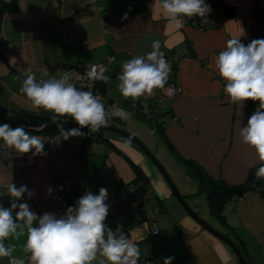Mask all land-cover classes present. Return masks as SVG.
<instances>
[{
	"label": "crops",
	"instance_id": "1",
	"mask_svg": "<svg viewBox=\"0 0 264 264\" xmlns=\"http://www.w3.org/2000/svg\"><path fill=\"white\" fill-rule=\"evenodd\" d=\"M215 2L223 19L216 28L201 31L191 26L175 28L158 0H7L9 7L0 17V105L23 114L54 115L33 107L20 92L24 73L30 70L37 80L59 78L70 64L100 61L106 63L105 75L110 77L107 84L101 81V86L111 100L149 102L159 89L150 97L125 99L118 90V75L125 61L150 51L152 41L159 40L166 59L171 53L178 54L170 83L180 86L181 92L157 105L158 125L163 130L160 137L174 160L185 167L175 186L201 219L239 247L247 263L264 264V197L243 186L249 170L259 164L254 149L239 136L248 110L258 107L259 101H244L241 109L230 103L223 80L209 67L227 40L239 37L247 45L264 39V0ZM110 56L113 58L108 60ZM130 115L123 129L144 136L146 127L135 120L141 117ZM4 123L11 125L0 115V124ZM35 135L44 142V149L41 154H34L35 149L29 153L25 175H15L0 161L3 207H10L11 197L3 184L11 179L17 187L27 186L33 193L31 197L25 193L20 202H27L38 216H62L76 204L66 199L67 193L80 190L83 195L88 191L98 195L104 187L109 207L105 224H126L124 234L139 248V260L163 264L164 258L174 257L172 264H241L225 241L185 211L157 167L127 138L102 132L83 143V135L65 140L61 130ZM181 159L191 160L214 179L243 188L224 204V220L210 212L206 193ZM131 162L143 174L135 183L154 194L156 235H149L144 225L146 207L128 191L136 177ZM25 241L23 235L6 243L14 244L13 257L23 258L27 264ZM10 259H0V264H9ZM93 264H99V258Z\"/></svg>",
	"mask_w": 264,
	"mask_h": 264
},
{
	"label": "clouds",
	"instance_id": "2",
	"mask_svg": "<svg viewBox=\"0 0 264 264\" xmlns=\"http://www.w3.org/2000/svg\"><path fill=\"white\" fill-rule=\"evenodd\" d=\"M158 4L177 29L183 27L184 17H204L211 11L205 0H158ZM160 49L161 42L153 40L150 51L122 64L118 90L125 99L150 97L155 90L165 88L171 66ZM212 60L209 67L223 80V91L230 103L241 109L244 101H259L258 108L239 129V136L243 144L255 151L259 164L256 179H264V39L244 45L239 37L231 38ZM105 71L97 65L90 66L85 73L90 88L95 81L109 82ZM24 76L20 92L33 107L51 112L54 117H71L80 128L95 131L107 126L112 117L129 119L130 114L123 108L110 112L91 90L78 89L67 72L59 78L37 80L35 73L28 70ZM60 127L65 140L83 135L80 128L64 131L62 124ZM0 141L20 154L33 149L34 154H41L44 149L40 137L8 123L0 124ZM11 180L3 184L11 197L10 207L0 205V259L11 258L9 264H26L25 259L13 257L15 245L6 243L26 235L23 252L27 264H93L98 258L99 264H138L137 245L120 228L114 232L105 224L109 214L106 188L101 187L98 195L86 192L62 216L52 213L38 216L27 202H20L25 193L29 197L33 193L27 186L17 187ZM51 191L48 190L49 194ZM173 259L164 258L163 264H172Z\"/></svg>",
	"mask_w": 264,
	"mask_h": 264
},
{
	"label": "built area",
	"instance_id": "3",
	"mask_svg": "<svg viewBox=\"0 0 264 264\" xmlns=\"http://www.w3.org/2000/svg\"><path fill=\"white\" fill-rule=\"evenodd\" d=\"M205 3L210 7L211 11L204 17H184L183 18V26H191L195 27L198 30H207L216 28L223 19L222 13L218 9L215 0H205ZM113 57H108V60H111ZM167 61L169 62L171 68H175L176 62L178 61V54L171 53L167 57ZM91 65H97L98 67H102L105 69L106 63L104 61H100L97 63H82V64H70L68 65L66 72L70 74L72 82L76 85V87L80 90H91L94 95H97L101 98L102 103H104L106 110L113 111L114 108H123L125 111L130 112L133 115H138L150 122L151 124H155L160 117L159 110L157 109V105H161L167 103L174 98H176L180 92L181 87L173 84L167 83L164 89H159V94L153 98L149 102L143 101H135L131 103H121L111 100L106 93L103 91L101 86V81L92 82L91 88L89 87L90 82L88 81L85 73L89 70ZM258 107H256L257 109ZM119 119L118 117H112L107 126H114L115 120ZM60 121V122H59ZM74 121L71 117H54V115L48 116V120L43 124L52 123L56 124L57 122H67ZM25 131H27L30 135H35V131H40V128H28L26 126H22ZM31 129L34 131H31ZM97 133V130L90 131V129L83 128V136L90 137ZM50 149H54V137H51L50 140ZM31 153V152H29ZM29 153L20 154L15 150L8 148L4 145L3 141L0 143V161L3 162L9 169L17 176H23L26 173L28 163L27 157ZM128 191L138 200L139 204L146 207L147 209V221L144 223L148 227L149 235L158 234V227L156 222L154 221L157 214V206L156 201L154 199V194L143 187L142 185L132 182L128 185ZM130 239V238H129ZM131 240V239H130ZM134 242V241H133ZM17 258V257H14ZM138 264H154L153 260L146 261H138Z\"/></svg>",
	"mask_w": 264,
	"mask_h": 264
},
{
	"label": "trees",
	"instance_id": "4",
	"mask_svg": "<svg viewBox=\"0 0 264 264\" xmlns=\"http://www.w3.org/2000/svg\"><path fill=\"white\" fill-rule=\"evenodd\" d=\"M8 7H9V5L7 4V0H6L3 4L1 10H0V17L2 16L4 10ZM170 81H171V78L169 77L168 83H170ZM255 110H256V107L254 109L251 107L248 110L247 115H246L245 120H244V124L247 123L248 117ZM0 115L4 118L5 121H9L11 123L12 127H22L21 124L10 119L6 115H4L2 113H0ZM28 115H32V114H28ZM33 116H36L35 119H33V121L35 123H44L48 120V116H45L43 114H36V115L34 114ZM136 117H139V116L136 115ZM148 124L151 128H155L157 126L159 127L158 121L155 124H151L150 122H148ZM71 129H73V128H71ZM71 129H68V130H71ZM31 131H33V130L31 129ZM58 131H60V130H47L46 132L48 134L53 135V134L57 133ZM80 131H81V133H83V128H80ZM158 131H159V133L163 132V130L160 127H159ZM35 132H40V131H35ZM101 133L102 132L97 131V133L94 134V136L92 135V136L87 137V138L83 136V138H84L83 143H86L87 141L94 139L97 136V134H101ZM179 161L183 165L188 166L189 169L191 170V172L197 178L198 183H199V188L206 193L207 202L209 205L210 212L214 216L219 217L220 219L224 220V216L222 214L223 206L229 199H231L233 196H235V193H234L235 187L233 185H230V184L224 182L221 179H214V178L208 176L207 174L204 173V171L199 166H197L195 163H193L189 159H181ZM130 164H131V167L133 168V170L135 172V176H136L134 182L141 180L143 178V174H142L140 168L137 165L133 164L132 162ZM258 167H259V165H256L249 170L248 176H247L246 181L243 184V186H247L250 189L257 191L262 197H264V179L257 180L255 177V172H256ZM81 196H83L82 191L77 190V191L67 193L66 199L68 200L71 198L75 202ZM121 231L123 233L125 232L124 229H122Z\"/></svg>",
	"mask_w": 264,
	"mask_h": 264
},
{
	"label": "water",
	"instance_id": "5",
	"mask_svg": "<svg viewBox=\"0 0 264 264\" xmlns=\"http://www.w3.org/2000/svg\"><path fill=\"white\" fill-rule=\"evenodd\" d=\"M5 0H0V10L4 4ZM0 112L9 117L10 119L16 121L17 123L21 124L22 126H26L28 128H40V131H47V130H61L60 125L62 124L63 130L64 129H71V128H80V126L75 122V121H67V122H62V123H35L33 119H35L36 116L33 115H28V114H23L18 111H13L5 108L4 106L0 105ZM116 124L118 127L115 126H101L97 131L99 132H104V131H109L113 132L115 134L121 135L131 142L135 144V146L142 151L151 161L152 163L157 167V169L160 171V173L163 175L165 180L167 181L169 187L172 190V193L174 194L175 198L179 201V203L182 205V207L185 209V211L199 224H201L205 229L213 233L215 236L220 238L221 240L225 241L231 249L234 251L235 255L241 262V264H248L243 253L239 249V247L233 243L229 238L226 236L222 235L219 233L217 230L212 228L210 225H208L203 219H201L185 202L184 198L178 191L177 187L175 184L172 182L171 178L169 177L168 173L166 170L163 168V166L158 162L156 157L153 155V153L148 149V147L135 135L127 132L125 129H123V126L125 124V120L121 119H116L115 120ZM87 128V127H85ZM243 192L242 187H236L234 188V193L235 194H241ZM75 206V205H74ZM73 206V207H74ZM126 224L124 222L112 225L109 227L112 229L114 232L117 230V228H120V230L124 229ZM125 236L128 238V235L125 234Z\"/></svg>",
	"mask_w": 264,
	"mask_h": 264
},
{
	"label": "rangeland",
	"instance_id": "6",
	"mask_svg": "<svg viewBox=\"0 0 264 264\" xmlns=\"http://www.w3.org/2000/svg\"><path fill=\"white\" fill-rule=\"evenodd\" d=\"M130 116H129V119H131ZM129 119L126 120V123L129 122ZM135 120L139 121L142 128L145 126L146 127L145 129L147 131L146 132L145 129H144V131L142 130L145 134L142 137H139L137 135H135V136H137L148 147V149L152 153L155 154L156 159L163 166V168L166 170V172L170 176L172 182L175 184V182L177 181V178L179 177L178 174H180L181 171H183L185 167L183 168L181 165H179L174 160V158L170 155L169 149H168L167 145L164 143V140L162 139V137H160L158 129H156V128L152 129L149 126L148 122L143 118H141V119L135 118ZM138 130H139V127L137 128V131ZM104 132L110 133L109 131H104ZM91 143H94V142H91ZM91 145H93V144H91ZM206 198H207V196H206Z\"/></svg>",
	"mask_w": 264,
	"mask_h": 264
},
{
	"label": "flooded vegetation",
	"instance_id": "7",
	"mask_svg": "<svg viewBox=\"0 0 264 264\" xmlns=\"http://www.w3.org/2000/svg\"><path fill=\"white\" fill-rule=\"evenodd\" d=\"M114 126H115V127H118L116 123H115V125H114Z\"/></svg>",
	"mask_w": 264,
	"mask_h": 264
}]
</instances>
